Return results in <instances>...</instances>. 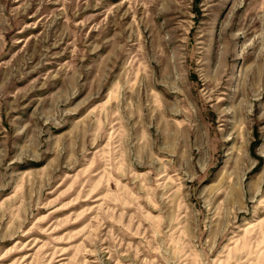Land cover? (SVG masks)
<instances>
[{
  "label": "rangeland",
  "instance_id": "obj_1",
  "mask_svg": "<svg viewBox=\"0 0 264 264\" xmlns=\"http://www.w3.org/2000/svg\"><path fill=\"white\" fill-rule=\"evenodd\" d=\"M0 264H264V0H0Z\"/></svg>",
  "mask_w": 264,
  "mask_h": 264
}]
</instances>
